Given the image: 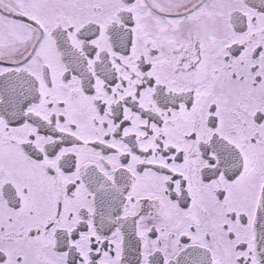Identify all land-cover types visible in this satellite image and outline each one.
<instances>
[{
  "label": "snow or ice",
  "instance_id": "1",
  "mask_svg": "<svg viewBox=\"0 0 264 264\" xmlns=\"http://www.w3.org/2000/svg\"><path fill=\"white\" fill-rule=\"evenodd\" d=\"M0 264H264V0H0Z\"/></svg>",
  "mask_w": 264,
  "mask_h": 264
}]
</instances>
